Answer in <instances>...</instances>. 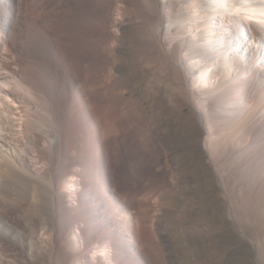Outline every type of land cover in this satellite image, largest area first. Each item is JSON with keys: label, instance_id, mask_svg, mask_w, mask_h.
Wrapping results in <instances>:
<instances>
[{"label": "bare ground", "instance_id": "bare-ground-1", "mask_svg": "<svg viewBox=\"0 0 264 264\" xmlns=\"http://www.w3.org/2000/svg\"><path fill=\"white\" fill-rule=\"evenodd\" d=\"M0 35L2 66L35 98L14 118L0 86V243L28 248L23 264H106L90 254L108 246L113 264H227L251 213L264 239V0H0ZM214 62L221 79L204 90ZM193 67L206 97L186 85Z\"/></svg>", "mask_w": 264, "mask_h": 264}, {"label": "rangeland", "instance_id": "rangeland-1", "mask_svg": "<svg viewBox=\"0 0 264 264\" xmlns=\"http://www.w3.org/2000/svg\"><path fill=\"white\" fill-rule=\"evenodd\" d=\"M120 20H122V15L118 11H116L115 14H114L113 26L111 27V30H112V32L116 33L117 35L120 34V27H121L120 24H119ZM223 23L226 24L227 21H225ZM221 24L222 23H221V21H220L218 16H215L212 19V23H211L212 31L211 32H212L213 35H215L217 33V31L219 30ZM199 28L200 27H191V28L188 27L187 29H191V31H189V33H196V31H198ZM129 29L130 28H127V30H129ZM246 34L248 36H250V34H251L250 30L247 29ZM2 39H3V37L0 35V86H1V88L3 90L15 94V97L12 98L14 100V102H15V107L12 108V111H13V114H14L13 117L17 118V117H21L24 114V112L26 110H28L29 107H32V106H30L31 104L29 105L27 103V101L30 100L31 102H33L35 98L33 96L29 95V93L26 92L24 89L19 88V85L15 83L10 70L6 69V68H4L2 66L1 62H11V58H9L7 56L8 51L6 49V46H3V45L1 46ZM250 39H251L250 37L246 38L245 41L240 43V46L237 49L238 56H242V58L246 62L251 57V53L249 51L245 52L246 47L248 45L247 43L250 42ZM120 41H121L122 47L121 48H117L118 49V53L121 54V55L128 54L127 42L125 40H123V39H121ZM260 51H261V56H262L261 60H262V64H263V62H264V40H263L262 47H260ZM181 56L183 57V59H186V58L189 57V55L187 54L186 51H182L181 52ZM196 59L192 58V59H190L188 61V63L189 62L191 64H198L199 63L198 66L207 63L205 61H199L200 58H196ZM12 68H15V66H12ZM208 68H209L208 69L209 72H208V75H207V83H206V85L204 87V90H208V89H211L214 86H216L218 84V82L220 81L221 76H222L221 72L218 71L217 62H214L212 64V66H210ZM196 69H197V67H195L192 70V72L191 71L190 72H186V74H185L186 85L189 86L190 88H192L191 86L194 84L193 83V80H194L193 78L195 77L196 74H194L193 72L196 71ZM232 75H234V74H232ZM45 82L47 84V80H45ZM195 85L196 84L193 85V88H197L196 86H198V85H196V86ZM194 90H196L195 94L197 95L201 89L197 88V89H194ZM162 95L163 96L166 95V92L165 91L162 92ZM198 95L202 96V98L206 97V95H203V94L201 95L200 93ZM202 108H203V110H205L204 109V104H203ZM187 111H189V113H191V107L187 108ZM189 115H191L193 117L192 113L189 114ZM195 121H197V120H195ZM15 129H18V128H15ZM44 142H46V141H44ZM44 142L42 143V145L46 146L47 144L46 143L44 144ZM8 146H10V150H12V145H8ZM25 146H28V144L26 143ZM205 146L208 147V145H205ZM3 148H5V147L3 146ZM26 160H27V163H28V165H29V167H30L32 172H35V174H41V172H43V170H44L43 167H45V165H44V163L42 164L41 162L38 161L39 158L37 156L36 151H30V153L28 155H26ZM236 174H237V176L239 175L238 173H236ZM227 177H229V175H227ZM232 179L234 180L233 176L230 177V179H229V188L233 192L234 196L236 198H238L239 201H241V200H243L242 199V196H243L242 195L243 194L242 193V191H243L242 188H244L242 179L239 178L238 181L236 182V184L234 183L235 181H233ZM262 181L260 183L264 187V180H262ZM258 187L256 188L257 190H258ZM79 189H80V185L78 183V180L76 178L69 177L68 181H67V184L64 186V190L69 193V198H70L71 202H74L73 200H75V192L77 190H79ZM252 194H255V193H252ZM263 203H264V200H263ZM194 210H196V209H191L192 212H195ZM248 215H249V217L248 216H243V215L241 216L242 220L244 222L246 233H247L246 237L242 238L243 242L240 243L239 242L240 241L239 238L241 237V235L239 233H237V232L235 233V238L238 239V240L237 241L235 240L236 243H232V246L230 247V250H229L230 258H229L227 264H248V263L249 264H264V239L262 238V236H260V233L257 231V228L255 227V223L257 221L263 222V220L258 216L257 213H251V214H248ZM47 216L48 215L46 214V217ZM244 217H245V219H244ZM40 227H41L40 225L38 227H36V232L34 233V235L35 236L38 235L39 237L45 239L46 242L44 243V247H46L48 245L47 234H41V233L43 231H46V227L47 226L44 225L43 227H41V228ZM74 232L77 233L76 228H74ZM254 248H257V250L259 249L260 253H259V251L256 253ZM0 253H3L4 263L6 262L5 264H9V262L11 264H15V262H16V264L17 263L18 264H23L24 257L25 256H30L29 249L28 248H23L22 243L20 241H17V240H14V241L11 240V242H9V243L8 242L0 243ZM6 253H8V254L5 255ZM110 253H111V248L108 246L104 250H94L93 252H91L90 255L93 258H97L99 256H103L105 258V260H106V264H113L111 262V260L109 259V256L111 255ZM255 253H256V255H255ZM10 257L12 259L14 258L13 260L15 262L12 259H10ZM258 257H259V259H261V263L258 261V259H257ZM46 261L47 260H46L45 256H41L40 255L37 260H35V261L30 260L29 264H48ZM54 264H61V255H58L56 257V259L54 261Z\"/></svg>", "mask_w": 264, "mask_h": 264}]
</instances>
